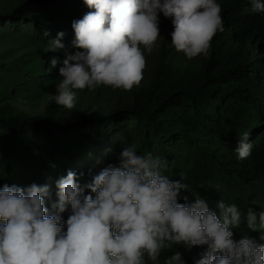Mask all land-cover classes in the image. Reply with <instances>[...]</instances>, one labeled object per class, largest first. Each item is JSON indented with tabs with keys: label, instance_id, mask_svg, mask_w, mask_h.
<instances>
[{
	"label": "clouds",
	"instance_id": "obj_1",
	"mask_svg": "<svg viewBox=\"0 0 264 264\" xmlns=\"http://www.w3.org/2000/svg\"><path fill=\"white\" fill-rule=\"evenodd\" d=\"M88 11L72 22L74 54H66L59 68L55 103L76 106L77 90L100 86L130 91L139 86L160 38L159 15L170 18L171 44L188 60L207 56L211 41L223 31L217 0H83ZM249 11L264 13V0H250ZM48 35V33H45ZM63 32L50 40L45 52L62 49ZM50 61V70L58 64ZM248 133L235 149L238 159L251 154ZM169 163L152 153L138 154L126 146L119 164L109 165L81 186L69 171L56 182L57 202L50 213L47 184L23 188L0 187V264H160L174 246L191 250L206 246L196 264H264V245L247 235L233 239L241 224L237 206L188 196L187 185L165 173ZM88 193L87 195L85 193ZM184 202H178L180 200ZM68 212L67 220L62 215ZM246 225L256 230V214L249 209ZM264 225V212L259 216ZM164 264H182L174 251Z\"/></svg>",
	"mask_w": 264,
	"mask_h": 264
},
{
	"label": "trees",
	"instance_id": "obj_2",
	"mask_svg": "<svg viewBox=\"0 0 264 264\" xmlns=\"http://www.w3.org/2000/svg\"><path fill=\"white\" fill-rule=\"evenodd\" d=\"M217 3L222 8L223 31L216 33L208 55L198 60L199 65L174 49L171 19L160 14L164 37L148 82L133 87L130 100L116 91L122 89L100 86L94 91L77 90L76 106L90 100L102 104L113 99L115 106L125 104L136 117L141 134L137 153L165 158L169 163L165 174L187 185V191L181 195L188 196L189 202L200 197L213 210L218 201L237 206L242 214L241 224L232 229L233 239L239 241L247 235L264 245V225L259 220L264 212V13H251L250 0ZM68 8L79 10L83 16L90 11L83 0H23L17 10L3 17L14 22L35 20L41 26L48 19L54 22L63 17ZM73 48L67 42L66 54H74ZM66 54L59 57L61 64ZM56 107L55 101H51L44 115L20 113L7 117L4 114L9 113L8 108H0V128L18 140L20 154L27 163L33 158L29 134H42L55 147L58 140L54 128L61 134L118 113L113 108L103 113L102 108L100 112L60 121L57 114L72 113V109ZM245 133L252 144L251 154L239 160L235 149ZM176 134L179 136L173 138ZM156 143L161 146L160 154ZM121 152L115 157L120 158ZM0 153L12 160L9 148L1 141ZM118 164L119 161L110 160L107 166ZM107 166L103 162L93 165L87 172V181L80 185L91 183ZM45 206L50 210L47 201ZM249 209L257 217L255 231L246 225ZM68 214H61L64 221ZM206 250V246L191 250L174 246L162 253L160 264L174 251L181 254L182 264H196Z\"/></svg>",
	"mask_w": 264,
	"mask_h": 264
},
{
	"label": "rangeland",
	"instance_id": "obj_3",
	"mask_svg": "<svg viewBox=\"0 0 264 264\" xmlns=\"http://www.w3.org/2000/svg\"><path fill=\"white\" fill-rule=\"evenodd\" d=\"M23 0H0V108H8L4 116L10 114L28 113L31 115H44L46 107L54 100L56 85L61 77L59 68L62 64L59 57L69 52L66 49L67 42L75 39L72 22L83 17L77 9L68 8L63 12V17L56 21L48 19L44 25L38 26L36 21L22 20L10 21L3 16L12 14L22 4ZM160 38L151 54L144 52L146 68L141 82H148L152 68L155 64L159 44L164 37L163 27L159 24ZM63 32L62 49L56 52H45V47L50 40H55L57 34ZM48 33V35H45ZM73 44V43H72ZM78 51L73 48L72 53ZM200 55L190 61L199 65ZM59 62L50 70L51 59ZM113 89V88H112ZM122 93L126 100H130V91L116 90ZM106 101V100H105ZM111 102L86 101L81 106H75L72 113L57 114L60 121L79 118L93 112L103 113L113 108L118 113L108 116L99 123L79 125L77 129L64 133H58V144L52 143L42 134L31 133L28 136L32 143V161L27 163L20 154V145L16 138L0 128V141L5 144L11 153L12 160H8L0 153V187L4 184L16 185L26 188L31 184L43 186L47 184L50 190V198L46 201L51 205L49 212L53 211L52 204L57 202L56 182L65 177L69 171L76 174L77 183L87 181V172L97 164L108 165L110 160L118 163L115 155L126 146L134 145L137 149L141 141L138 132L136 117L128 112L125 104L115 106ZM62 106L57 105L55 109ZM60 111V110H59ZM179 135L176 134L175 137ZM157 153L162 149L156 143ZM173 154V150L171 151ZM184 201L181 199L180 201Z\"/></svg>",
	"mask_w": 264,
	"mask_h": 264
}]
</instances>
